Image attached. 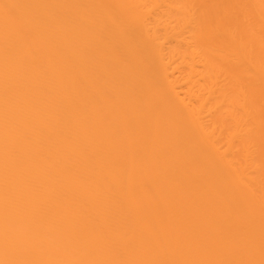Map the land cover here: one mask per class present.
Here are the masks:
<instances>
[{
    "label": "bare ground",
    "instance_id": "bare-ground-1",
    "mask_svg": "<svg viewBox=\"0 0 264 264\" xmlns=\"http://www.w3.org/2000/svg\"><path fill=\"white\" fill-rule=\"evenodd\" d=\"M0 264H264V0H0Z\"/></svg>",
    "mask_w": 264,
    "mask_h": 264
}]
</instances>
